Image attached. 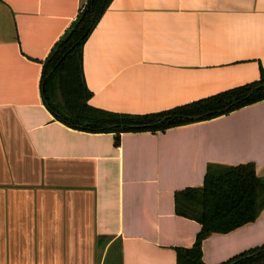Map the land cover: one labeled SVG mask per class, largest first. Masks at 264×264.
Here are the masks:
<instances>
[{
	"label": "crops",
	"instance_id": "crops-1",
	"mask_svg": "<svg viewBox=\"0 0 264 264\" xmlns=\"http://www.w3.org/2000/svg\"><path fill=\"white\" fill-rule=\"evenodd\" d=\"M86 0H0V264H177L201 224L175 193L212 164L264 177V100L165 131L90 132L45 103L42 72ZM90 105L172 109L264 76V0H112L83 48ZM264 245V210L203 241L205 264Z\"/></svg>",
	"mask_w": 264,
	"mask_h": 264
},
{
	"label": "trees",
	"instance_id": "trees-1",
	"mask_svg": "<svg viewBox=\"0 0 264 264\" xmlns=\"http://www.w3.org/2000/svg\"><path fill=\"white\" fill-rule=\"evenodd\" d=\"M112 0H86L45 60L42 93L52 113L67 125L90 132L165 131L210 120L264 100V76L169 110L149 114H120L90 105L91 91L83 73V48ZM199 117V119H195ZM130 125H139L132 128ZM176 213L201 224L191 247L177 248V264H205L203 241L215 233H228L254 222L264 210V177L254 163L208 167L203 186L175 193ZM264 245L222 264H264Z\"/></svg>",
	"mask_w": 264,
	"mask_h": 264
},
{
	"label": "water",
	"instance_id": "water-1",
	"mask_svg": "<svg viewBox=\"0 0 264 264\" xmlns=\"http://www.w3.org/2000/svg\"><path fill=\"white\" fill-rule=\"evenodd\" d=\"M195 119H199V117H196ZM130 126H131L132 128H138V127H139V125H130ZM263 251H264V250H260V251H257V252H254V253H251V254H249V255L243 257V259L253 257V256H255V255H257V254H259L260 252H263Z\"/></svg>",
	"mask_w": 264,
	"mask_h": 264
}]
</instances>
